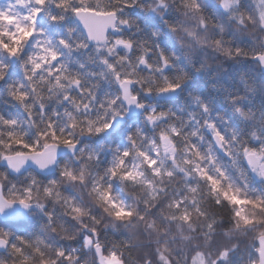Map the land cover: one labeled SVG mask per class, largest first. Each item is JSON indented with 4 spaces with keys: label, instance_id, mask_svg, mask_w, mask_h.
Listing matches in <instances>:
<instances>
[{
    "label": "snow or ice",
    "instance_id": "6c2138e0",
    "mask_svg": "<svg viewBox=\"0 0 264 264\" xmlns=\"http://www.w3.org/2000/svg\"><path fill=\"white\" fill-rule=\"evenodd\" d=\"M250 69L264 0H2L0 264H264Z\"/></svg>",
    "mask_w": 264,
    "mask_h": 264
},
{
    "label": "trees",
    "instance_id": "16d2710c",
    "mask_svg": "<svg viewBox=\"0 0 264 264\" xmlns=\"http://www.w3.org/2000/svg\"><path fill=\"white\" fill-rule=\"evenodd\" d=\"M0 1H2V0H0ZM245 66L247 67V65H245ZM250 70L251 71H254V74L258 78H264V72H262L261 70H256V69H250ZM231 71H232V69H231V66H230L229 73L228 74H231ZM202 82L203 81H202L201 77L199 75H197L196 78H195L194 84L193 85H190V87H193V86H195V84H199V83H202ZM177 103H179V101H177ZM5 107H7V106L3 105L2 104V101H0V109L5 108Z\"/></svg>",
    "mask_w": 264,
    "mask_h": 264
},
{
    "label": "clouds",
    "instance_id": "9594fccd",
    "mask_svg": "<svg viewBox=\"0 0 264 264\" xmlns=\"http://www.w3.org/2000/svg\"><path fill=\"white\" fill-rule=\"evenodd\" d=\"M261 71H264V69H262Z\"/></svg>",
    "mask_w": 264,
    "mask_h": 264
},
{
    "label": "rangeland",
    "instance_id": "374dc122",
    "mask_svg": "<svg viewBox=\"0 0 264 264\" xmlns=\"http://www.w3.org/2000/svg\"><path fill=\"white\" fill-rule=\"evenodd\" d=\"M0 2H2V1H0Z\"/></svg>",
    "mask_w": 264,
    "mask_h": 264
},
{
    "label": "water",
    "instance_id": "95a60500",
    "mask_svg": "<svg viewBox=\"0 0 264 264\" xmlns=\"http://www.w3.org/2000/svg\"><path fill=\"white\" fill-rule=\"evenodd\" d=\"M262 72H264V71H262Z\"/></svg>",
    "mask_w": 264,
    "mask_h": 264
}]
</instances>
